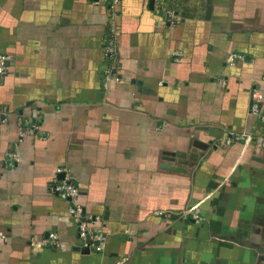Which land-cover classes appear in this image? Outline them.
<instances>
[{"label": "crops", "instance_id": "obj_1", "mask_svg": "<svg viewBox=\"0 0 264 264\" xmlns=\"http://www.w3.org/2000/svg\"><path fill=\"white\" fill-rule=\"evenodd\" d=\"M0 54V264H264V0H0Z\"/></svg>", "mask_w": 264, "mask_h": 264}, {"label": "built area", "instance_id": "obj_2", "mask_svg": "<svg viewBox=\"0 0 264 264\" xmlns=\"http://www.w3.org/2000/svg\"><path fill=\"white\" fill-rule=\"evenodd\" d=\"M117 0H111L112 3H115ZM167 17H171L173 14L171 11L167 10L166 12ZM172 18V17H171ZM108 40L105 42L104 46V55L109 57L110 55L115 53V47L113 44V41L111 40V37H107ZM179 52L173 51L171 53V57L174 61L179 60ZM234 58H238V55L236 53H230L226 58V63L231 64ZM6 60L7 57L3 54H0V73L4 72L6 68ZM264 77V74H263ZM222 83L223 81L220 80ZM262 107H264V97L256 91L252 92L251 100L249 104V109L252 113L258 112ZM38 113V110H34L32 114V118H30V121L26 122L24 124V127L20 126L21 119L18 120L19 124V136L26 133H32L33 130L36 128V115ZM249 134L245 132H234V131H228L224 142L229 143L233 139H249ZM6 160L9 165H11L12 160L15 159L13 151H7L6 152ZM62 168L57 167L56 172H60ZM52 184V189L54 192L63 200H66L68 202L67 206V214L73 219L75 222V229L76 234L79 238L84 239L86 236H89L90 238L94 239L95 242L93 244L94 250H99L100 245L99 242L103 239L104 234L100 232V227H94L95 223L98 222L99 218L95 215H84L81 207L78 205V203L75 201L76 195H77V187L76 185L67 177L64 176L61 179L55 180ZM193 218H197L196 214V206L188 207L184 210H182V215L190 214ZM5 239V235L0 231V241H3ZM57 240L56 234L53 231H49L46 235H43L39 240H34V238H30L28 241V245L30 247L35 248H41L44 246H51L52 244H55Z\"/></svg>", "mask_w": 264, "mask_h": 264}, {"label": "water", "instance_id": "obj_3", "mask_svg": "<svg viewBox=\"0 0 264 264\" xmlns=\"http://www.w3.org/2000/svg\"><path fill=\"white\" fill-rule=\"evenodd\" d=\"M86 239H88L87 236H86L85 240H86Z\"/></svg>", "mask_w": 264, "mask_h": 264}]
</instances>
